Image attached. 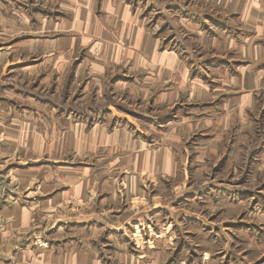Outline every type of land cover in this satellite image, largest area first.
<instances>
[{
    "label": "rangeland",
    "instance_id": "374dc122",
    "mask_svg": "<svg viewBox=\"0 0 264 264\" xmlns=\"http://www.w3.org/2000/svg\"><path fill=\"white\" fill-rule=\"evenodd\" d=\"M126 1L140 9L148 27L162 38L163 47L185 62L187 72L180 74L181 83H173L177 74L145 83L151 79L148 72L129 68L124 81L113 88L120 73H107L101 84L91 73L77 79L69 69L61 80L52 75L45 97L50 94L54 104L63 105L68 128L123 129L152 149L169 150L175 171L143 178L140 193L130 196L123 181L126 172L117 168L130 153L107 146L89 155L69 151L64 163L83 166L85 178L115 182L117 202L110 200L115 196L105 185L89 193L82 205L75 200L61 203L44 220L50 219L51 225L42 226L41 231H46L38 238L48 240L53 252L78 257L81 264H264V77L250 106L246 101L237 104L238 91L220 89L221 80L212 74L201 77L209 86L207 99L191 100L194 68L204 60L199 58L202 49L191 50L195 3ZM225 53L229 70L245 62L242 51ZM260 66L264 71V59ZM173 84L179 97L157 101L158 94ZM45 109L49 115L57 113L56 105ZM225 114L233 120L228 127L226 122L219 123L222 128L211 127L210 121H219ZM0 181L1 208L10 200L1 168ZM124 211L132 216L120 221Z\"/></svg>",
    "mask_w": 264,
    "mask_h": 264
},
{
    "label": "crops",
    "instance_id": "0c3cea01",
    "mask_svg": "<svg viewBox=\"0 0 264 264\" xmlns=\"http://www.w3.org/2000/svg\"><path fill=\"white\" fill-rule=\"evenodd\" d=\"M193 3L191 50L202 49L199 58L204 60L194 68L191 100L207 99L209 86L201 77L212 74L221 80L220 89L238 91L237 104L243 106L246 101L250 106L264 77L260 66L264 59V0ZM208 29L214 33L208 34ZM152 30L140 9L126 0H0V168L10 196L0 208V264H81L78 257L53 252L48 240L38 238L46 231H41L42 226L51 225L50 219L44 220L53 216V207L68 200L82 205L89 193L105 185L115 196L111 201L117 202L118 195L115 182L97 183L96 177H84V167L78 163L66 165L63 156L67 152L89 155L107 146L130 153L117 166L126 172L123 181L130 196L140 193L143 178L174 173L169 150L152 149L123 129L68 128L63 105L54 104L50 94L45 97L52 75L61 80L69 69L77 79L91 73L101 84L107 73H120L123 77L116 78L113 88L124 81L129 68L148 72L151 79L145 83L177 74L173 83L180 84V74L187 72L185 62L163 47L162 38ZM229 49L242 51L245 57L244 63L230 70L225 59ZM174 84L158 94L157 101L178 98ZM52 105L57 107L55 116L45 113V107ZM226 115L210 121L211 127L222 128V122L228 127L233 120ZM130 216L124 211L119 220Z\"/></svg>",
    "mask_w": 264,
    "mask_h": 264
},
{
    "label": "built area",
    "instance_id": "2783aa9c",
    "mask_svg": "<svg viewBox=\"0 0 264 264\" xmlns=\"http://www.w3.org/2000/svg\"><path fill=\"white\" fill-rule=\"evenodd\" d=\"M1 190H2V181H0V197L3 195L2 194L3 192H1ZM0 202H1V198H0Z\"/></svg>",
    "mask_w": 264,
    "mask_h": 264
}]
</instances>
